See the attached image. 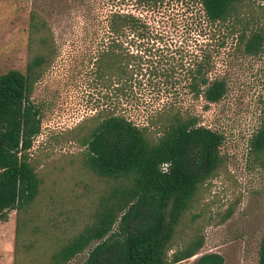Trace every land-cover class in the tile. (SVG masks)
I'll return each instance as SVG.
<instances>
[{
    "label": "trees",
    "instance_id": "16d2710c",
    "mask_svg": "<svg viewBox=\"0 0 264 264\" xmlns=\"http://www.w3.org/2000/svg\"><path fill=\"white\" fill-rule=\"evenodd\" d=\"M188 1L192 26L210 38L197 44L187 65L162 52L168 47L145 18L108 14L94 78L114 83L119 96L140 76L164 100L141 123L123 112H97L69 131L83 150L41 169L28 156L39 132L30 94L56 51L47 22L29 12L24 69L0 73V220L14 211L11 264H69L80 254L78 264H182L198 253L203 226L194 202L224 164L222 135L201 125L177 95L201 100L202 109L223 97L226 83L212 76L214 58L226 36L245 54L264 52V0ZM246 146L264 171V109ZM256 257L264 264V227ZM194 264L222 258L203 253Z\"/></svg>",
    "mask_w": 264,
    "mask_h": 264
},
{
    "label": "rangeland",
    "instance_id": "374dc122",
    "mask_svg": "<svg viewBox=\"0 0 264 264\" xmlns=\"http://www.w3.org/2000/svg\"><path fill=\"white\" fill-rule=\"evenodd\" d=\"M190 4L188 0H0V73L24 69L30 11L47 22L55 44L54 59L30 94L39 110V132L28 156L37 169L60 164V156L83 150L69 131L88 124L97 112L119 111L141 123L164 100L153 95L140 76L141 82L119 96L114 83L102 85L94 78L93 57L107 40L103 26L108 14L128 11L145 18L160 35L156 40L168 47L162 52L171 51L187 65L197 44L210 38L192 26L193 8H186ZM225 42L212 72L225 80L223 97L202 109L201 100L177 95L201 125L221 133L224 163L197 192L193 211L201 216L203 244L182 264H194L197 256L209 252L219 254L222 264H257L264 227V171L249 158L246 143L264 109V52L245 54L232 36ZM13 229L14 211L9 210L7 219L0 220V264H11ZM81 257L69 264H78Z\"/></svg>",
    "mask_w": 264,
    "mask_h": 264
}]
</instances>
